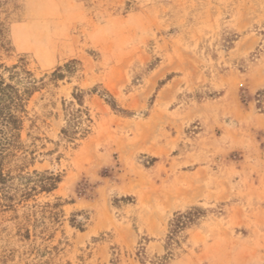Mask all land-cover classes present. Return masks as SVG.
<instances>
[{
  "label": "rangeland",
  "instance_id": "rangeland-1",
  "mask_svg": "<svg viewBox=\"0 0 264 264\" xmlns=\"http://www.w3.org/2000/svg\"><path fill=\"white\" fill-rule=\"evenodd\" d=\"M262 32L264 0H0V80H39L22 125L0 120V264H156L191 206L169 264H264ZM76 88L120 111L85 95L73 141Z\"/></svg>",
  "mask_w": 264,
  "mask_h": 264
},
{
  "label": "trees",
  "instance_id": "trees-1",
  "mask_svg": "<svg viewBox=\"0 0 264 264\" xmlns=\"http://www.w3.org/2000/svg\"><path fill=\"white\" fill-rule=\"evenodd\" d=\"M262 35L263 39L257 47V51H264V32H262ZM232 41L233 35L227 38V45ZM75 63L76 61L67 63L65 69L71 68ZM7 69L12 71L10 78L14 83L6 82L3 78L0 80V120L6 127L17 129L22 125L20 112L24 111V101L35 91L39 80L33 77L29 71L18 70L17 65ZM52 75L56 78H64L62 68L57 69ZM106 93L109 98L98 93L97 88L90 91L80 88L75 89L73 100L64 101L66 124L62 129V133L65 137L74 141L85 137L89 133V123L92 122V119L88 108L85 106L84 97L87 94L100 95L113 110L120 111L115 97L107 90ZM27 178L28 181L34 183L32 187L34 191L51 192L57 188L58 183L61 181V177L51 171L35 170ZM203 212L204 210L201 207L191 206L185 211L174 214L173 219L170 221L169 233L164 241L166 252L163 256L157 257L156 264H169L174 255V249L181 245V242L186 238L185 231L198 222Z\"/></svg>",
  "mask_w": 264,
  "mask_h": 264
}]
</instances>
